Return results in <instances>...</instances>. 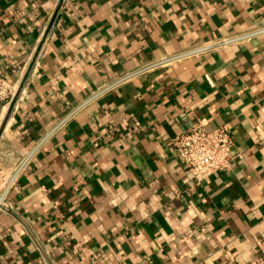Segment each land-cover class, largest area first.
I'll list each match as a JSON object with an SVG mask.
<instances>
[{"label": "crops", "instance_id": "crops-1", "mask_svg": "<svg viewBox=\"0 0 264 264\" xmlns=\"http://www.w3.org/2000/svg\"><path fill=\"white\" fill-rule=\"evenodd\" d=\"M264 29V0H0V196L70 112L119 79ZM235 142L197 183L172 138ZM264 264V33L105 91L54 131L0 206V264Z\"/></svg>", "mask_w": 264, "mask_h": 264}, {"label": "built area", "instance_id": "built-area-1", "mask_svg": "<svg viewBox=\"0 0 264 264\" xmlns=\"http://www.w3.org/2000/svg\"><path fill=\"white\" fill-rule=\"evenodd\" d=\"M20 87L5 77L4 63L0 57V103L13 104L16 98H20ZM234 148V139L226 128L209 130L202 122L195 123L172 138L174 155L197 183L217 172L231 169L236 158Z\"/></svg>", "mask_w": 264, "mask_h": 264}, {"label": "water", "instance_id": "water-1", "mask_svg": "<svg viewBox=\"0 0 264 264\" xmlns=\"http://www.w3.org/2000/svg\"><path fill=\"white\" fill-rule=\"evenodd\" d=\"M261 33H264V29L262 30H259V31H255V32H251V33H248V34H245V35H241L239 37H235L233 39H229L227 41H222V42H219V43H215V44H212V45H208V46H205V47H201V48H197V49H194V50H191V51H188L186 53H183L181 55H177V56H174V57H170L168 59H165V60H162V61H159L157 63H154L152 65H149L147 67H144L142 69H139L138 71L136 72H133L129 75H126L125 77L119 79L118 81H116L115 83H113L112 85H110L109 87L99 91L98 93L94 94L93 96H91L90 98H88L86 101H84L81 105H79L76 109H74L72 112H70L54 129H52V131H50V133H48L46 135V137H44L42 139V141L29 153V155L25 158V160L21 163V165L18 167V169L16 170V172L14 173L13 177L11 178L9 184L7 185L5 191L2 193V195L0 196V206H1V203L7 193V191L9 190L10 186L12 185V183L14 182L15 178L17 177V175L19 174V172L23 169V167L26 165V163L29 161V159L34 155V153L39 149V147L45 142L46 139H48L49 136H51V134L54 133V131H56L61 125H63L68 119H70L76 112H78L80 109H82L84 106H86L88 103H90L92 100H94L96 97H98L99 95H101L102 93H104L105 91L109 90L110 88L116 86L117 84H120L124 81H126L127 79H130L131 77L133 76H136L146 70H149L151 68H154V67H157L159 65H162L164 63H167V62H170V61H173V60H177L179 58H183V57H187V56H190V55H194V54H198V53H201V52H205V51H208V50H211V49H214L216 47H219V46H223V45H226V44H229V43H233V42H237V41H240V40H243V39H246V38H249V37H252V36H255V35H258V34H261ZM22 91V87H20V91L19 93ZM17 101V98L16 100L14 101L13 105H15Z\"/></svg>", "mask_w": 264, "mask_h": 264}]
</instances>
